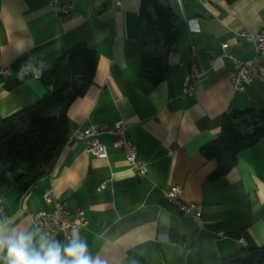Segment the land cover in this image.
Here are the masks:
<instances>
[{
	"label": "crops",
	"instance_id": "1",
	"mask_svg": "<svg viewBox=\"0 0 264 264\" xmlns=\"http://www.w3.org/2000/svg\"><path fill=\"white\" fill-rule=\"evenodd\" d=\"M62 2L73 10L57 18L48 0H0V67L10 69L0 78V118L46 93L35 67L44 71L84 44L97 53L98 64L90 87L67 110L70 129L125 121L146 175L138 177L113 151L111 135L100 137L106 158L88 154L84 141L64 145L48 175L26 193L0 188V228L33 234L38 248L31 216L52 210L42 198L51 188L69 212L83 211L87 226L78 236L105 264H221L264 247V139L240 151L234 166L214 180L217 163L201 153L219 136L224 116L264 108V83L235 91L221 48L226 44V53L240 60L252 56V43L238 33L261 29L264 0H161L178 18V36L168 79L156 87L141 76L140 0H119L117 7L110 0ZM193 65L194 91L182 99ZM172 186L182 188L183 203L201 206L200 224L164 199ZM51 240L68 243L62 234ZM0 264H7L6 250Z\"/></svg>",
	"mask_w": 264,
	"mask_h": 264
},
{
	"label": "trees",
	"instance_id": "2",
	"mask_svg": "<svg viewBox=\"0 0 264 264\" xmlns=\"http://www.w3.org/2000/svg\"><path fill=\"white\" fill-rule=\"evenodd\" d=\"M232 4L236 0H223ZM143 23L141 76L153 87L168 79V55L178 36V18L161 0H140ZM98 55L84 44L43 71L46 93L32 106L0 118V188L26 193L48 175L55 153L65 145L70 124L67 110L92 84ZM264 139V108L233 111L222 119L219 136L201 149L217 163L209 179L226 174L237 154ZM221 264H264V247L241 251Z\"/></svg>",
	"mask_w": 264,
	"mask_h": 264
},
{
	"label": "built area",
	"instance_id": "3",
	"mask_svg": "<svg viewBox=\"0 0 264 264\" xmlns=\"http://www.w3.org/2000/svg\"><path fill=\"white\" fill-rule=\"evenodd\" d=\"M113 7L119 5V0H110ZM52 13L57 18L70 15L73 6L70 3H63L62 0H48ZM239 37L245 38L253 45L252 56L245 60H240L226 53L228 46L223 44L222 57L230 65L232 77L231 83L234 90L241 92L250 82L264 83V17H262V27L257 32L247 30L238 33ZM43 71L40 68L33 69L34 78L40 79ZM10 76L8 67H0V78ZM197 72L193 65L190 74L186 77L181 91V98L190 96L194 91V82L197 80ZM129 125L125 121H118L112 127L106 124L90 125L84 130L70 129L65 145H71L77 141H84L86 152L97 158L107 157V148L101 143L102 135L114 137L111 148L120 153L138 177L146 175L145 164L142 162L137 152L136 146L127 138ZM182 188L172 186L163 192L164 199L171 203L179 213L186 215L196 224L201 222V206L198 204H186L180 199ZM43 202L46 206H51L50 212L40 211L31 216L33 226L41 236L52 239L57 234H62L64 240L69 242L80 231L87 226L83 211L76 209L69 212L66 203L56 199L51 188L43 193ZM4 216V208L0 200V218Z\"/></svg>",
	"mask_w": 264,
	"mask_h": 264
},
{
	"label": "clouds",
	"instance_id": "4",
	"mask_svg": "<svg viewBox=\"0 0 264 264\" xmlns=\"http://www.w3.org/2000/svg\"><path fill=\"white\" fill-rule=\"evenodd\" d=\"M21 73L17 74L19 79L23 78ZM5 250L7 264H105L99 257L93 259L89 255L87 244L80 240L78 234L64 245L41 236L37 248L33 234L15 231L6 234L0 228V253Z\"/></svg>",
	"mask_w": 264,
	"mask_h": 264
}]
</instances>
